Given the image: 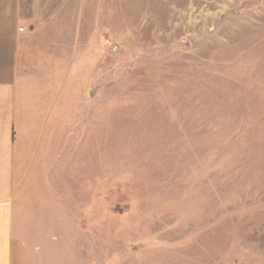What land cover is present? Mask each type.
Instances as JSON below:
<instances>
[{
  "label": "rangeland",
  "instance_id": "obj_1",
  "mask_svg": "<svg viewBox=\"0 0 264 264\" xmlns=\"http://www.w3.org/2000/svg\"><path fill=\"white\" fill-rule=\"evenodd\" d=\"M20 1L64 157L15 174L12 263L264 264V0Z\"/></svg>",
  "mask_w": 264,
  "mask_h": 264
},
{
  "label": "crops",
  "instance_id": "obj_2",
  "mask_svg": "<svg viewBox=\"0 0 264 264\" xmlns=\"http://www.w3.org/2000/svg\"><path fill=\"white\" fill-rule=\"evenodd\" d=\"M20 2L0 0V264H13L16 172L23 166L28 178L35 175L51 180L53 174L62 171L64 157V116L54 90L56 82L52 80L50 88L40 91L24 84L23 71L17 67L23 32L19 26ZM67 123L72 124L71 120ZM49 247L29 248L26 253L36 255H23V264H36L45 258L39 254L59 251Z\"/></svg>",
  "mask_w": 264,
  "mask_h": 264
},
{
  "label": "built area",
  "instance_id": "obj_3",
  "mask_svg": "<svg viewBox=\"0 0 264 264\" xmlns=\"http://www.w3.org/2000/svg\"><path fill=\"white\" fill-rule=\"evenodd\" d=\"M21 29V28H20Z\"/></svg>",
  "mask_w": 264,
  "mask_h": 264
}]
</instances>
